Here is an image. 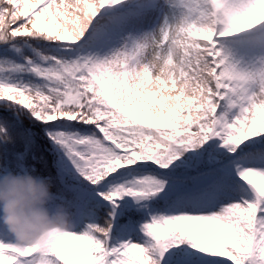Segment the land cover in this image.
Wrapping results in <instances>:
<instances>
[{"label":"snow or ice","instance_id":"1","mask_svg":"<svg viewBox=\"0 0 264 264\" xmlns=\"http://www.w3.org/2000/svg\"><path fill=\"white\" fill-rule=\"evenodd\" d=\"M24 120L68 227L0 264H264V0H0V145ZM35 135L0 173L51 189Z\"/></svg>","mask_w":264,"mask_h":264},{"label":"clouds","instance_id":"2","mask_svg":"<svg viewBox=\"0 0 264 264\" xmlns=\"http://www.w3.org/2000/svg\"><path fill=\"white\" fill-rule=\"evenodd\" d=\"M51 189L30 173H0V232L19 247L46 252L67 223L61 213L49 209Z\"/></svg>","mask_w":264,"mask_h":264},{"label":"rangeland","instance_id":"3","mask_svg":"<svg viewBox=\"0 0 264 264\" xmlns=\"http://www.w3.org/2000/svg\"><path fill=\"white\" fill-rule=\"evenodd\" d=\"M12 137H13V134H12ZM43 138H45V137L43 136ZM45 140H46V138H45ZM16 141L18 143H22L23 149H24V139L17 137ZM17 153H19V152L12 151L10 149V144L7 145V148L0 145V166H3L5 162H7L10 166H14L16 163L15 156Z\"/></svg>","mask_w":264,"mask_h":264}]
</instances>
